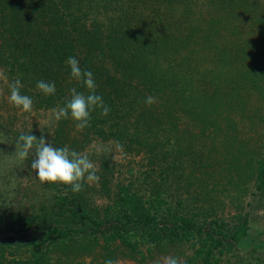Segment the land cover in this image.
<instances>
[{"label":"trees","instance_id":"1","mask_svg":"<svg viewBox=\"0 0 264 264\" xmlns=\"http://www.w3.org/2000/svg\"><path fill=\"white\" fill-rule=\"evenodd\" d=\"M154 1L0 0L4 7L0 10V61L7 69L10 82L17 78L21 80V93L34 98L41 107L57 105L60 108L70 98L71 88L87 94L80 82L70 79L66 61L75 57L82 70L93 73L96 94L102 96L110 108L107 116H102L99 108L91 112L90 126L84 129V141L88 142L95 136L104 140L114 139L119 145L128 147L149 146L152 148L149 156H153L149 158L151 165L172 157V166L170 164L166 168L174 172L180 170L179 176L184 177L180 157L183 150L172 145L173 132L180 130L179 123L185 114L192 117V114H197L193 118L206 127L211 122L206 115L220 114L223 106L228 105L226 94L231 86L226 77L230 73L229 65L226 74L212 66L213 70L206 75L197 67L189 73L190 68L183 62L189 63L190 59L180 53L185 48L192 53L191 48L199 47L195 39L201 40L200 34L195 37L189 33L194 34L198 30L206 33L212 31L209 26L215 29L216 25L223 26L224 22L220 24L214 20L211 23L205 19L197 23L196 28L189 25V33L184 24L183 32L174 35L167 30L166 24H182L178 10L173 13L175 5L170 0ZM155 3L167 6L163 12L167 15L165 24ZM233 5L228 2L229 9L234 8ZM254 24L251 21L252 30ZM155 35L157 38L169 36L173 47L165 48L163 52L150 48ZM181 36L184 44L180 47ZM254 54L258 60L260 54ZM250 65L243 66V79L246 72L253 70V67L247 69ZM204 78L205 83L200 82ZM40 80L54 82L55 94L43 95L36 87ZM190 83L195 86L189 87ZM196 84L199 90L195 89ZM149 96L156 100L150 106L145 103ZM203 110L207 113L203 114ZM69 123L70 119L57 122L52 139L56 147H64L72 140L65 130ZM79 141L75 139L73 144L81 147ZM101 160L98 176L101 186L106 189L113 172L112 163L107 156H102ZM253 169L251 178H254L255 188L263 193L264 162L259 161ZM159 173L163 175L166 172L161 170ZM50 185L56 190V208L43 206L42 214L30 216L19 212L6 216L0 209V238L8 232L33 233L25 245L28 249L23 250L28 251L26 258L17 257L24 245L19 242L13 245L11 236H5L4 241H0V264H57L50 258L49 251L59 242L66 244V248L67 244H74L78 251L89 253L100 239L107 250L112 243L118 242L116 251L121 248L120 254L139 264L168 254L173 248L180 251L182 246L189 247L193 253L180 264H222V257L226 253L229 255L248 232L247 219L232 226L221 218L200 219L199 212L207 214L203 206L194 212L179 213L168 204L163 190L155 183V196L149 200L144 201L129 187L119 186L111 196L112 203L103 207L91 203L83 193L84 187L79 193H73L69 186ZM178 206L182 208L185 205L178 201Z\"/></svg>","mask_w":264,"mask_h":264},{"label":"rangeland","instance_id":"2","mask_svg":"<svg viewBox=\"0 0 264 264\" xmlns=\"http://www.w3.org/2000/svg\"><path fill=\"white\" fill-rule=\"evenodd\" d=\"M170 1L175 5L173 13L178 10L182 19L181 25L169 22L166 24L167 30L173 34L180 35L184 24V29L189 33V25L196 28V24L205 19L209 22L218 21L220 24L221 21L224 22L223 26L216 25L215 29L209 26L212 31L206 33L200 30L194 34L189 33L195 37L200 34L202 40L195 39L199 47L191 48L192 53H188L185 47L182 48H185V51L180 53L190 59L189 63L183 62L185 67L190 68L189 73L192 68L197 67L206 75L213 70L212 67H217L226 74L228 65L231 73L226 75L231 87L226 94L228 105L223 106V111L220 114H207L206 117L211 119V122L206 127L201 121L193 118H196L197 114H192L193 117L185 114V118L179 123L180 130L172 134V145L182 147L183 150L180 157L184 165V177L179 176L180 170L174 172L166 168L170 164L172 166V157L167 161L161 159L155 166L151 165L149 158L153 156H149L152 152L149 146L128 147L119 145L114 139L104 140L95 136L85 142V130H78L71 119L65 130L72 140L64 145L69 148L74 146L75 148L70 149L87 155L95 165L97 175L100 172L102 156L111 160L113 172L106 189L101 186L100 179L98 184L85 183L83 186V193L96 206L111 204V196L119 186L129 187L131 192L141 196L144 201L149 200L155 196V183V186H160L163 190L168 204L179 213H188L189 210L194 212L203 206L207 214L199 212L200 219L221 218L230 226L247 219V235L233 247L229 255L226 253L222 257V264H264V192L256 190L254 178H251L253 168L259 161L264 162V0ZM228 2L234 4V8L229 9ZM154 6L159 10L165 24L167 15L163 12L166 4L155 3ZM3 8V5H0V10ZM250 20L255 22L253 30ZM259 33L260 38L257 36ZM153 39L155 40L150 41V48H156L159 52L173 47V42L169 41L170 37L167 35H160L158 38L155 35ZM183 40L181 36L180 47L184 44ZM250 52L253 53L250 55ZM254 53L260 54L258 60L254 58ZM249 64L251 65L247 69L253 67V70L246 72L243 79V66ZM257 76L259 78L254 82ZM9 79L7 69L0 61V209L6 216L15 212L26 216L39 215L43 213V206L48 209L56 208V190L48 183L42 185L36 179L35 173L30 169L32 155L25 161L15 157V144L20 134L32 132L37 138L43 134L56 147L52 139L59 120L55 118L54 110L59 107H41L31 97L32 111H19L8 103ZM205 80L204 78L200 82L205 83ZM193 86L195 85L190 83L189 87ZM198 88L199 85L196 84L195 89ZM223 100L226 101L225 96ZM206 113V110H203V114ZM75 139L80 140L78 144L81 147L73 144ZM175 165L177 166V162ZM161 170L166 173L160 175ZM178 201L185 206L180 208ZM32 234V231L8 232L0 241H4L5 236H11L10 243L14 245L19 242L24 245L17 257L26 258L28 251L23 250L28 249L25 245ZM112 244L108 250L104 249L103 240L100 239L99 244L89 253H83L80 249L78 251L74 244H67L66 248V244L59 242L50 249L49 256L57 264H105L109 259L119 261V264H139L131 257L120 254L121 248L116 251L118 242ZM172 250L168 254L158 255L153 260H147L146 264H154L165 256H177L182 263L193 253L187 246H182L180 251L174 248ZM107 256L108 259H105Z\"/></svg>","mask_w":264,"mask_h":264},{"label":"clouds","instance_id":"3","mask_svg":"<svg viewBox=\"0 0 264 264\" xmlns=\"http://www.w3.org/2000/svg\"><path fill=\"white\" fill-rule=\"evenodd\" d=\"M66 64L70 68V79L80 82L87 90L78 92L71 88L70 98L58 110H54L55 118L71 119L75 122L78 130L83 131L90 126L91 112L97 108L101 109L100 114L107 116L110 108L104 103L102 96L96 94L97 85L93 73L90 70H82L79 61L75 57H69ZM23 87L19 78L8 84V103L21 112L28 113L33 109V100L21 94ZM37 89L45 96L55 94V83L40 80L36 85ZM156 100L154 97H147L145 103L152 105ZM15 157L25 161L30 155V169L35 173L36 179L43 184H62L69 186L73 193L83 190L85 183L89 185L98 184L100 177L96 174L93 162L85 154L78 153L67 146L54 147L42 134L39 138L30 134H20L15 144ZM105 264H119V261L111 259ZM154 264H180L179 258L165 256L155 261Z\"/></svg>","mask_w":264,"mask_h":264}]
</instances>
